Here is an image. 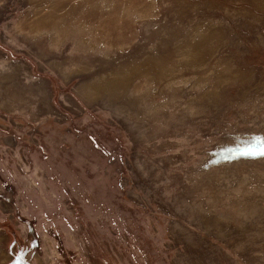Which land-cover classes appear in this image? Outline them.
<instances>
[{
	"label": "rangeland",
	"instance_id": "rangeland-1",
	"mask_svg": "<svg viewBox=\"0 0 264 264\" xmlns=\"http://www.w3.org/2000/svg\"><path fill=\"white\" fill-rule=\"evenodd\" d=\"M264 0H0V264H264Z\"/></svg>",
	"mask_w": 264,
	"mask_h": 264
},
{
	"label": "snow or ice",
	"instance_id": "snow-or-ice-1",
	"mask_svg": "<svg viewBox=\"0 0 264 264\" xmlns=\"http://www.w3.org/2000/svg\"><path fill=\"white\" fill-rule=\"evenodd\" d=\"M260 154H264V138L261 139Z\"/></svg>",
	"mask_w": 264,
	"mask_h": 264
}]
</instances>
